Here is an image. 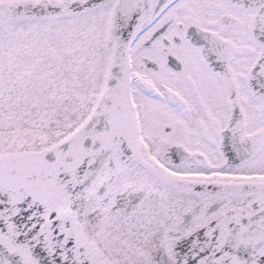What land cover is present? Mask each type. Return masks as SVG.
<instances>
[{
	"label": "snow or ice",
	"instance_id": "obj_1",
	"mask_svg": "<svg viewBox=\"0 0 264 264\" xmlns=\"http://www.w3.org/2000/svg\"><path fill=\"white\" fill-rule=\"evenodd\" d=\"M0 264H264V0H0Z\"/></svg>",
	"mask_w": 264,
	"mask_h": 264
}]
</instances>
